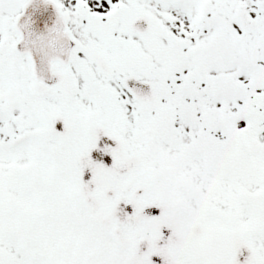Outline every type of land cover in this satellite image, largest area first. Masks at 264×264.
<instances>
[{"label": "snow or ice", "instance_id": "1", "mask_svg": "<svg viewBox=\"0 0 264 264\" xmlns=\"http://www.w3.org/2000/svg\"><path fill=\"white\" fill-rule=\"evenodd\" d=\"M0 264H264V0H0Z\"/></svg>", "mask_w": 264, "mask_h": 264}]
</instances>
